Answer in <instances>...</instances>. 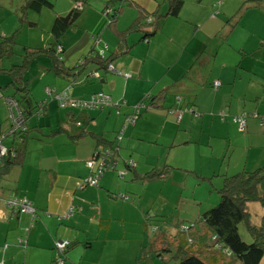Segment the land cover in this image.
<instances>
[{
    "label": "crops",
    "instance_id": "1",
    "mask_svg": "<svg viewBox=\"0 0 264 264\" xmlns=\"http://www.w3.org/2000/svg\"><path fill=\"white\" fill-rule=\"evenodd\" d=\"M85 1L86 17L79 15L78 22L65 29L72 31L74 40L58 38L62 46L61 63L73 67L86 54L94 52L95 44L102 38L108 50L104 56L116 72L90 63L76 69L77 81L70 83L49 70L51 62L44 67L51 76L43 74L40 79L51 101L43 102L41 95L37 97L42 100L36 99L37 104L41 103V113L35 114L41 117L33 120L30 115L38 107L30 101L29 111L24 112L26 129L22 141L11 142L9 138L3 141L21 156L16 164L0 169V264H54L58 251L55 242L64 240H68V245L64 255L61 254L62 264H126L123 226L116 235H109L108 230L112 219L120 220L131 211L137 215L134 221L138 227L133 237H140L141 189L131 192L132 202L122 200H128L127 195L114 196L117 191L126 193L128 175L127 179L138 181L142 187L144 183L162 179L160 168L184 166L173 161L172 151H190L200 144H206L210 154L220 149L221 111L225 113L221 119L223 125H238L230 116L239 115L245 120L244 128L250 130L256 124L252 117L260 118L258 114L264 113V59L261 70L249 59L258 50L264 54V44L253 45L252 31L240 24L247 11L235 14L229 8L230 0H195L196 4H189L188 9L185 0L179 3L120 0L117 6L114 0ZM5 2L0 0V11ZM21 3L22 0L19 7ZM173 5H178L175 15L168 14ZM106 6L119 9L111 24L103 14ZM249 7V15L264 16V11L254 2ZM155 10L163 14L157 28L153 32L144 31L145 19L152 17ZM6 16L5 10L1 11L0 21ZM18 19L24 21L19 16ZM6 32L1 33L2 39L6 38ZM23 43L22 47L29 44ZM2 47L7 49L6 54L14 48L7 42ZM4 59L0 55V95L12 96L7 89L11 87L7 69L22 63L23 50L18 53L19 61L11 62L10 55L6 59L11 63ZM92 72L96 74L91 75ZM22 79L29 83L23 74ZM214 80L218 81L216 88L211 84ZM97 91L108 94L110 104L96 109H69L61 108L66 106L58 101L57 106L52 100H58L57 95L86 99ZM147 94L151 96L152 106L127 124L125 117L131 114L132 106ZM2 107L0 119L3 120L6 112ZM252 109L257 111L253 110L255 114L249 117L247 111ZM192 117H204L199 122L198 133L191 125ZM184 119L187 125L182 123ZM2 122L0 136L10 128L9 121ZM117 129L121 136L114 169L103 172L95 185H87L90 171L86 162L94 146L113 144ZM38 131L47 132L41 136L45 139L38 138ZM125 158H131L134 166L119 178L116 170L124 168ZM206 162L209 167L211 160ZM152 171H159L158 179L147 177ZM10 197L29 200L34 215L28 211H11L5 206ZM138 255L139 244L132 247L127 263L136 262ZM149 257L140 254L139 260Z\"/></svg>",
    "mask_w": 264,
    "mask_h": 264
},
{
    "label": "rangeland",
    "instance_id": "2",
    "mask_svg": "<svg viewBox=\"0 0 264 264\" xmlns=\"http://www.w3.org/2000/svg\"><path fill=\"white\" fill-rule=\"evenodd\" d=\"M5 1V5H3L4 8L1 11L5 10L7 16L2 22L0 21V41L2 40L1 33L4 31H7L6 37L12 36L14 40L13 43H8L14 48L13 50L9 49L8 53L4 55L5 62H10V60L6 59V56L9 55L10 59L13 60L11 62L19 61L18 53L21 51V44H24V41H28L29 43L24 46L33 48L46 46L51 41L52 37V18L55 15H64L72 6L71 0H50L52 2L51 8L45 7L39 12H34L32 10H28L26 12V20L34 22L32 25H28L26 21H20L18 19V16L20 15L19 4L21 0ZM119 1L120 0H114L116 6L118 5ZM230 1L229 8H231L232 11H236L235 14H239L240 12L243 14V12L247 11L244 13L243 18H241L240 24L242 27L252 31L253 37H250L254 41L253 45L255 47H259L260 42L264 44V16L258 13H252V15H249L248 13L250 12L249 6L253 2L256 4V7H261L264 5V0H262L261 3H255V1L252 2V0ZM93 2L95 3V0ZM185 2V7H187V9L191 7L189 4H196L195 0H185ZM83 7L84 9L81 11L80 16L85 18L88 10L86 8L85 0L82 1V8ZM162 8L165 9L166 6L162 5ZM124 17L125 16H123V18ZM103 18L105 20V16H103ZM76 22H78V19ZM101 26L103 27V24H101ZM147 27L153 29L152 25ZM66 30H64L59 36L60 41L64 39H68L70 41L74 40L75 36L71 33L72 31L66 32ZM105 33L108 36H112L110 35L111 31L108 29H105ZM98 42L99 43L95 44V50H103V54L107 56L108 50L104 48V40L99 38ZM263 57V52L258 50V53L252 55L249 57V59L254 63L256 69H262L264 59ZM259 58L261 60H259ZM49 62L50 59L48 56L44 53H41L30 60L27 63L28 65L24 68L23 77L29 81L28 87L31 93L30 101L33 105L37 104L38 100L36 99H39L37 97L40 95L43 102H45V100H47L46 102L51 101L49 99L50 96L46 94V91L44 90L45 84H42L43 80L40 79L41 75L43 74H49V76H51V72H46V68H44L45 66L49 65ZM250 69H252L251 66ZM5 88L1 89L3 90ZM7 89L10 90L9 94L17 93L12 87L8 86ZM64 97H67L68 99V96L65 95ZM42 100L39 99V101ZM52 100H55L56 105L58 106L57 100ZM0 105L3 106L2 108L6 112L3 120L1 118L0 121H9L8 110L4 103L3 96H0ZM23 105L26 113V109L29 107V105L28 103H24ZM33 109L34 108H32V110ZM253 110L255 109L247 111L248 114H251L249 117H251L257 111L255 110L254 112ZM35 113L36 112H33L30 115V118H32L31 120L36 117L38 118V116L41 117V115H37ZM258 113H260V111H258ZM258 116L261 118V116H264V113L258 114ZM218 117L220 119L219 115ZM230 117H232V115ZM201 118L204 117H192L191 119V125L195 129L196 133L199 132V122ZM252 118H254L255 120H253L256 122L255 126L253 127L254 130H250L249 127L239 129L238 125L234 127L229 126L228 124L223 125L222 120L220 119V127L222 130L218 132L220 135L218 140L220 142L221 148L219 149L218 147V149L211 154L206 144H200L198 147L190 149V151H182L178 149L172 151L171 156L173 155V161L177 160L184 166H177V168H160L162 171V179L149 181L142 184L141 187L138 181L127 179L130 176L128 175L125 181L127 184L126 193L120 191H117L116 193H122L129 196L131 195L132 191L137 192L141 189V193H139V207L142 208L141 214L143 216V220L139 225V233L141 232L140 237H133V234L137 233L138 227L136 225V221H134L137 215L131 211H127V216L120 220L112 219L108 230L109 235H116L118 231L121 233V227L123 226L125 231L124 240L126 246V255L124 254V256H126V264H178L177 258L173 257L172 253L175 250V241H177L180 237H185L184 233L176 232L180 225L187 227L190 225V222L194 219L195 215L201 213L208 207H211V205L218 201L216 189L221 186L224 176H229L241 170L249 171L256 168L257 166L264 165V126L260 124V118ZM182 123H186L187 125L188 122H186L184 119ZM127 124L130 123L128 122ZM118 131L119 129L115 130L114 137H116V133H119V136H121L120 132ZM38 133L40 134H38L39 139L43 138L41 137L42 135L47 134V132L42 131H38ZM206 133L207 131L204 129L203 134L206 135ZM208 159L211 160L209 167L208 163L206 162ZM122 169H117L116 172H121ZM201 176L205 177V179H201ZM87 185L89 184L87 183ZM122 200L132 202L130 196L128 200ZM101 205L102 204H100V207ZM245 209L250 215V220L253 221V223H257L263 211V208L260 206V204L255 201H250L245 204ZM144 222L147 223L145 228H143ZM153 227H156V229L153 230ZM193 229L194 228H190L189 233L192 232ZM238 233L243 241H250L249 233L246 230V226L243 221L238 224ZM148 239L154 240L152 249L148 253V257H150L139 260L140 245L147 244ZM207 242H210V240L208 239ZM137 244H139L138 260L133 263H127L128 258L132 255V247L137 248ZM165 248L167 249L165 250ZM215 248L216 247L214 246L213 249ZM156 250L157 252L161 253L160 257L155 254ZM229 261V257L222 255L218 263L230 264ZM53 263L58 264L56 261Z\"/></svg>",
    "mask_w": 264,
    "mask_h": 264
},
{
    "label": "trees",
    "instance_id": "3",
    "mask_svg": "<svg viewBox=\"0 0 264 264\" xmlns=\"http://www.w3.org/2000/svg\"><path fill=\"white\" fill-rule=\"evenodd\" d=\"M82 1L83 0H81V2L80 0H71L72 6L64 15L54 16L51 26V41L46 46L35 48L23 46L22 63L7 69L9 77L11 78L9 84L17 93L11 94L12 96H3V100L5 104L7 99L15 101L17 109L20 113V118L22 119V124L25 112L23 104L30 103L28 82L22 79V74L24 68L27 66V63L36 55L41 53L46 54L51 62L49 70L60 78L68 80L70 83L77 81L75 78L77 73L76 69H83L87 64L95 63L98 65V67H101V64L103 67H105V69L107 64L112 66V64L108 61V58H106V56L100 57L96 53V50H94L96 52H89L86 54L73 67L63 66L61 63L59 53L62 50V46L57 42L58 38L67 27L76 23V20L82 10ZM168 1L170 3L180 2V0ZM252 1H255V3H261L262 0ZM45 7L51 8L52 2L50 0H22V3L19 7V17L20 19L26 21L27 24L32 25L34 22L26 20L25 18L26 12L28 10L38 12L40 9ZM177 7L178 5H173L172 8H169L167 13L175 15ZM258 8L264 11L263 5L262 7ZM118 10V8H111L109 12L105 13L109 24L114 22ZM151 14L152 17L145 19V22L147 23V26L152 25L153 29L155 30L157 28L158 19L162 17L163 14L158 13L157 10L153 11ZM135 25L130 26V28L135 27ZM147 26L144 28V31H154ZM11 41L12 36L3 38L0 41V55H5L7 52V49H3L2 47L3 43H11ZM108 70L110 71V69ZM111 71L116 72L114 68ZM217 86L212 85L214 88ZM72 100L76 101L80 99ZM57 101L59 102V100ZM110 102L108 104H110ZM176 102H179L178 97H176ZM150 106H152V100L151 96L147 94L142 100L138 101L132 106V111L134 107L138 108L139 116L142 111L149 108ZM36 107H38L36 111L39 110L36 113H41V103L36 104ZM26 110L29 111V109ZM219 116L220 119H223L225 113L221 111L219 112ZM234 117H239V115L232 116V120L238 124ZM260 123L264 126V116H262ZM25 129L16 131L13 134H9L8 132L0 138V142L7 149L6 153L0 157V169L8 164H16L21 156V153L19 154L17 149L7 146L3 143V140L9 138L11 142L22 141V134ZM119 139V133H117L116 137H114L113 144H109L107 146L96 144L94 146V150L90 158L93 161V164L91 168L89 167L90 174L88 173L89 175L87 178L85 177L86 181L88 178L92 177L94 173H98L99 176H101L103 172L114 169L116 156L119 155ZM123 162L124 169L121 170V172L117 171L119 178H121L126 173L127 169H132L134 166V162L131 158H125ZM99 168L100 170H98ZM158 175L159 171H152L147 177L155 176L156 179H158ZM216 193L218 194V201L215 204L197 214L187 227L180 225L179 229H177L176 232L184 233L185 237H180L177 241H175V250L173 251L172 256L177 258L178 264H219L218 261L222 255L230 258V264H264V165L257 166L256 168L249 171L241 170L229 176H224L221 186L216 189ZM250 201L258 202L263 208L262 214L260 215L259 221L257 223H253V221L250 220V215L245 209V204ZM14 212L22 213L24 211L15 210ZM30 215H34V208L32 212H30ZM241 221L244 222L246 230L249 233V242L243 241L239 236L238 224ZM146 224H144V228L146 227ZM153 228V230L156 229V227ZM190 228L194 229L189 233ZM208 239L210 242H207ZM153 243V239H148L147 244L141 245L140 254L142 257L148 255L152 249ZM214 246L218 249H213ZM65 248L60 252H56L55 255H59L60 257L61 254L64 255ZM166 249L167 248H165V250ZM157 250L155 254L160 257L161 253L157 252Z\"/></svg>",
    "mask_w": 264,
    "mask_h": 264
},
{
    "label": "built area",
    "instance_id": "4",
    "mask_svg": "<svg viewBox=\"0 0 264 264\" xmlns=\"http://www.w3.org/2000/svg\"><path fill=\"white\" fill-rule=\"evenodd\" d=\"M110 9H111L110 7H106L104 9V13L109 12ZM96 53L100 57L103 56V50H99ZM106 67H107V69H110V70L113 69L110 64H107ZM95 74H96V72L91 73V75H95ZM212 85L217 86L218 81H216V80L212 81ZM57 99L59 100L60 105L77 107V108H81V109H96V108H99V107L106 105L110 102L109 95L106 93H102V92L93 93L86 99H80V100H76V101H74L72 99L70 100V99L64 98L63 95H57ZM6 105L8 108V119H9V123H10V128L7 131V133L9 132V134H13L16 131L23 130L24 126L22 124V119L20 118V113L17 109V105H16L15 101H13L11 99H7ZM116 113H117V110H116ZM137 116H138V108L134 107L131 114L125 117V121L129 122V123H133L134 120L137 118ZM234 119L238 122L239 128L242 129L245 125V120H244L243 116L234 117ZM76 124L79 125V122H76ZM4 135H2V136H4ZM2 136H0V138ZM6 150H7L6 147L0 142V157L6 153ZM86 164L88 167L91 168L93 161L90 159L86 162ZM98 170H100V168ZM98 176H99L98 173H94V175L92 177L87 179L86 183H88L90 185H94L97 182ZM114 195H116L117 197H120V198L124 197V195L121 193H115ZM5 206L7 208H9L11 211L20 210V211L32 212V210H33L31 203L26 198L10 197L5 201ZM67 244H68V240L56 241L55 247L58 250L57 252L62 251L67 246ZM55 261L58 264L63 263V260L57 255L55 257Z\"/></svg>",
    "mask_w": 264,
    "mask_h": 264
},
{
    "label": "clouds",
    "instance_id": "5",
    "mask_svg": "<svg viewBox=\"0 0 264 264\" xmlns=\"http://www.w3.org/2000/svg\"><path fill=\"white\" fill-rule=\"evenodd\" d=\"M103 56H104V54H103ZM107 68V67H106Z\"/></svg>",
    "mask_w": 264,
    "mask_h": 264
}]
</instances>
